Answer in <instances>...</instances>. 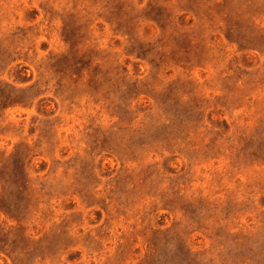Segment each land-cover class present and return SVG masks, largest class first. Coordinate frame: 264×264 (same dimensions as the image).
<instances>
[{
    "label": "rangeland",
    "instance_id": "1",
    "mask_svg": "<svg viewBox=\"0 0 264 264\" xmlns=\"http://www.w3.org/2000/svg\"><path fill=\"white\" fill-rule=\"evenodd\" d=\"M0 264H264V0H0Z\"/></svg>",
    "mask_w": 264,
    "mask_h": 264
}]
</instances>
